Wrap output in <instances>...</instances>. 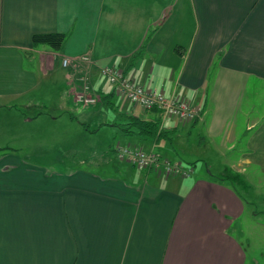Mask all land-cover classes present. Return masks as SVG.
<instances>
[{"label":"crops","instance_id":"0c3cea01","mask_svg":"<svg viewBox=\"0 0 264 264\" xmlns=\"http://www.w3.org/2000/svg\"><path fill=\"white\" fill-rule=\"evenodd\" d=\"M40 34L65 39L55 51L33 44ZM0 54L38 55L50 80L62 71L60 95L71 104H78L79 78L87 76L114 105L113 87L106 89L98 74L99 67L114 66L146 89L200 109V121L184 122L129 102L120 114L157 122L158 135L165 133L149 141L120 131L135 150L176 162L171 153L179 131L191 127L199 128L200 140L220 138L230 152L242 129L232 122L239 95L249 83L264 82V0H0ZM80 56L93 64L62 67L64 58ZM37 105L29 101L24 108ZM3 109L19 106L4 102ZM256 123L246 130L254 132ZM6 131L12 125L0 126V136ZM250 140L257 145L255 133ZM252 156L237 159L238 177L261 163ZM125 165L134 171L105 176L0 153V264H246L239 238L244 190L195 175L196 165L187 178Z\"/></svg>","mask_w":264,"mask_h":264},{"label":"rangeland","instance_id":"374dc122","mask_svg":"<svg viewBox=\"0 0 264 264\" xmlns=\"http://www.w3.org/2000/svg\"><path fill=\"white\" fill-rule=\"evenodd\" d=\"M6 72L11 75H5ZM47 74L36 54H21L14 58L11 54H0V105L11 101L19 106V110L13 109L12 113L0 111V126L8 128L12 125V131L5 134L3 131L0 136V153L15 152L28 163L51 166L54 170L81 169L101 172L105 176L116 175L118 170L123 174L132 173L133 168L117 159L118 148L137 149L129 140L132 138L124 137L119 130L123 122L119 110H129V101L117 96L111 108L102 104L95 106L96 103L76 105L73 100L71 104L60 95L63 87L60 84L64 82L60 76L62 71L51 80ZM19 77H22L21 82H16L15 78ZM15 82L20 85L15 87ZM105 85L107 89L109 85ZM2 91L6 95L2 96ZM15 94L23 95L16 97ZM29 101L36 105L40 102L45 108L38 105L24 108ZM237 106L232 122L242 125V129L238 130L233 150L224 149L220 138L200 140L199 128L188 127L179 131L175 155L171 153L177 161L172 163H180L184 168L196 165L195 175L224 179L236 189L244 190L246 213L239 224V238L243 237L246 264H252L251 261L264 264V82L249 83L240 93ZM39 111L45 114L38 115ZM25 116L34 119L25 121ZM147 118L154 116L147 115ZM253 121L257 122L254 132L246 130V125ZM187 131H192L190 136L186 135ZM252 133H255L257 144L254 147L253 141H249ZM113 147L116 151L111 149ZM244 154L253 155L250 160L257 158L261 163L252 162L244 167L246 175L238 177L235 174L237 159Z\"/></svg>","mask_w":264,"mask_h":264},{"label":"built area","instance_id":"2783aa9c","mask_svg":"<svg viewBox=\"0 0 264 264\" xmlns=\"http://www.w3.org/2000/svg\"><path fill=\"white\" fill-rule=\"evenodd\" d=\"M62 67L73 70L79 65L91 66L93 62L87 56L75 58H64ZM99 76L107 84L113 87L115 94L127 99L131 104L143 110H156L164 118L176 119L184 122L201 120L200 109L192 107L187 101L178 100L173 97H165L160 92L146 89L142 85L135 83L131 78L114 66H104L99 68ZM79 88L75 95V102L82 105H93L99 100L91 92L89 78L83 76L79 78ZM117 159L125 161L136 167L139 171L149 169H159L163 175L168 177L187 178L192 174L191 168H184L180 163H172L161 159L153 152H145L131 148H118Z\"/></svg>","mask_w":264,"mask_h":264},{"label":"trees","instance_id":"16d2710c","mask_svg":"<svg viewBox=\"0 0 264 264\" xmlns=\"http://www.w3.org/2000/svg\"><path fill=\"white\" fill-rule=\"evenodd\" d=\"M64 39H65V37L63 34H40V35H34L32 38V42L35 46L43 45V46H47L48 48H50L52 50L58 51L60 49V47L62 46ZM99 68H98V74H99ZM101 80H103V79H101ZM90 86H91V84H90ZM91 92L95 96H98V98L101 100L100 104H102L106 108L113 107V102H111L109 100L108 96H103V95L96 93V90H94L92 88V86H91ZM112 95H113V93H112ZM120 115H121V119H122L123 123L119 125V130L125 136H131L133 134H137L139 136H142L146 140L153 141L155 138L158 139L163 134H165V133L161 132L158 135L159 129H158V123L157 122L146 121V120H143L139 117L130 116V115H123V114H120Z\"/></svg>","mask_w":264,"mask_h":264}]
</instances>
